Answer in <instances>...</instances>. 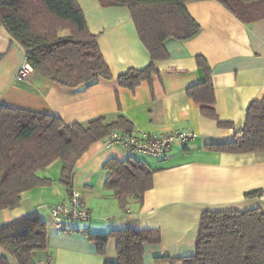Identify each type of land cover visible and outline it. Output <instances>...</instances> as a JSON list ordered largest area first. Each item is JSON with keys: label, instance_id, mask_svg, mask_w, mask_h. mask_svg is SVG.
<instances>
[{"label": "crops", "instance_id": "obj_1", "mask_svg": "<svg viewBox=\"0 0 264 264\" xmlns=\"http://www.w3.org/2000/svg\"><path fill=\"white\" fill-rule=\"evenodd\" d=\"M75 2L89 32L96 36L112 79L75 88L44 79L27 64L22 46L0 25V107L53 116L64 125L85 123L98 116L109 121L124 116L132 131L164 136L188 130L196 138L176 141L165 156L157 157L97 141L76 162L73 179V189L90 211L88 222L72 224L73 232L50 226L52 207L64 203L68 195L59 181L62 163L55 160L39 173L51 179V184L23 192L17 208L0 211V225L38 213L46 224L48 239L46 250L33 255L37 264L114 262L115 238L109 236L104 253L99 255L97 241L86 232L106 235L124 228L156 231L159 240L142 245L143 264H155L156 257L195 254L204 212L260 209L264 214V201L255 195L264 190V152L218 150L242 130L249 104L264 96V18L245 24L216 0L187 2V13L200 26L198 34L183 41L166 39L167 59L155 62L156 73L150 81L140 82L131 91L121 87L117 77L131 68H145L150 56L137 36L129 10L125 6L104 7L99 0ZM196 57L204 58L209 67L218 118L232 128H219L216 121L202 116L188 96L187 90L204 79ZM25 65L30 71L18 80L17 73ZM128 157L153 171V184L141 203L130 198L121 210L112 192L104 188L109 176L104 164ZM1 256L14 264L2 249Z\"/></svg>", "mask_w": 264, "mask_h": 264}, {"label": "trees", "instance_id": "obj_2", "mask_svg": "<svg viewBox=\"0 0 264 264\" xmlns=\"http://www.w3.org/2000/svg\"><path fill=\"white\" fill-rule=\"evenodd\" d=\"M189 1L99 0L104 7H127L150 56L145 68H131L117 77L121 87L132 91L140 82L150 81L156 73L155 62L168 57L163 46L166 39L183 41L198 34L200 26L185 9ZM216 1L242 23L264 18V0ZM0 25L22 46L27 64L44 79L68 88L83 84L90 87L99 79H112L96 36L89 32L75 0H0ZM196 64L204 79L187 90L188 96L202 116L216 121L219 128H232L215 112L214 88L205 59L196 57ZM116 130L131 132L132 125L124 116L114 121L98 116L85 123L64 125L53 116L1 106L0 211L17 208L23 192L49 186L51 179L39 173L55 160L62 163L59 181L70 193L78 159L90 145ZM218 150L232 154L264 152V96L249 104L242 130ZM104 169L109 171L104 188L112 192L121 210L126 209L130 198L141 203L152 188L153 171L132 157L122 162L109 160ZM85 234L97 241L99 255L104 253L109 236L115 238L116 260L104 264H143L142 245L159 240L156 231L132 228L106 235ZM47 239L46 224L37 212L0 225V249L12 257L14 264H37L33 255L46 250ZM0 264L10 263L1 256ZM155 264H264V214L260 209L204 212L195 254L156 257Z\"/></svg>", "mask_w": 264, "mask_h": 264}, {"label": "built area", "instance_id": "obj_3", "mask_svg": "<svg viewBox=\"0 0 264 264\" xmlns=\"http://www.w3.org/2000/svg\"><path fill=\"white\" fill-rule=\"evenodd\" d=\"M30 68L25 65L17 73V79H24ZM196 138L194 132L188 130L174 131L164 136L149 135L142 132L113 131L103 142L108 146H118L131 153H142L148 156H165L172 145ZM259 197L264 201V190L260 191ZM50 226L58 231L71 232L72 224L85 223L91 218L90 211L82 205L81 195L72 189L64 203L52 207L50 214Z\"/></svg>", "mask_w": 264, "mask_h": 264}]
</instances>
